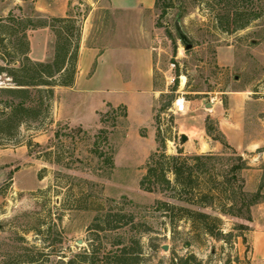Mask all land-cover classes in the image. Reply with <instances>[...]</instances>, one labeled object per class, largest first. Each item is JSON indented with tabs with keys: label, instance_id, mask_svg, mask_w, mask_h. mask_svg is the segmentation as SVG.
Instances as JSON below:
<instances>
[{
	"label": "rangeland",
	"instance_id": "374dc122",
	"mask_svg": "<svg viewBox=\"0 0 264 264\" xmlns=\"http://www.w3.org/2000/svg\"><path fill=\"white\" fill-rule=\"evenodd\" d=\"M36 1L0 0V19H8L10 12L17 17L34 14ZM202 2L160 0L156 27L163 39L159 41L158 67L168 71L170 63L177 61V71L187 78V90L195 92L186 98L199 100L196 111L174 115L173 126L177 123L181 134L199 137L189 139L199 153L185 155H217L216 165L228 172L240 160L225 144L217 121L206 115L201 100L223 98L220 91L249 83L264 86V14L246 33L241 29L228 34L214 27ZM254 3L262 7L264 0ZM83 9L79 13L88 12V6ZM97 20L101 22L98 15ZM27 35L33 37L34 33L27 31ZM185 41L192 48L186 49ZM165 81L162 71L157 70L155 84L161 91L155 114L171 99V87ZM11 83L0 76V85ZM70 90H56V115L51 122L23 127L13 141L0 139V264H83L85 255L93 256L97 264H115L123 247L140 252L136 264H171L189 252L203 264H229L234 240L250 228L249 220L234 217L227 223L223 215L224 233H232L226 236L227 241L194 232L185 221H179L173 230L168 217L156 209V202H184L172 198L168 190L148 192L141 188L149 156L160 144L157 142L155 148L150 128L138 129V110L145 107V100L133 107L135 97L128 88H98L89 94ZM102 98L130 102L129 121L126 108L112 105L98 112V121L92 109L100 106ZM41 131L45 133L35 139ZM171 135L165 140L167 153L176 154L174 148L179 149L184 142L172 144ZM31 138L39 144L31 148L22 144ZM215 141L224 146L222 152H209L210 143ZM115 213L126 215L124 221L133 216L134 224L96 230L97 222L103 225L102 218Z\"/></svg>",
	"mask_w": 264,
	"mask_h": 264
},
{
	"label": "trees",
	"instance_id": "16d2710c",
	"mask_svg": "<svg viewBox=\"0 0 264 264\" xmlns=\"http://www.w3.org/2000/svg\"><path fill=\"white\" fill-rule=\"evenodd\" d=\"M159 2L156 1V7ZM202 3V9L207 10L214 20V27L228 34L247 28L264 14V5H255L254 0H203ZM7 18L0 19V76L7 77L12 83L0 85V139L13 141L23 127L28 128L30 124L44 123L46 120L51 122L56 88L73 85L78 68L83 18L79 13L58 17L37 12L25 17H17L10 12ZM43 27H49L54 33V53L50 60L36 61L29 55L27 31ZM173 98L174 93L155 115L156 141L160 144L149 156L140 186L148 192L158 189L171 191L172 198L184 202H156V209L168 217L173 230L179 221H185L194 232L227 241L226 236L232 233H224L222 216L251 220V208L260 199V194H251L244 189L240 171L247 163L236 151L234 153L240 161L228 172L216 165L219 157L211 153L187 156L180 148L176 154L167 153L165 140L172 138L174 117L171 116L161 130V113L171 105ZM22 144L31 148L39 143L31 138ZM124 218L126 215L122 213L107 214L102 218L104 224L99 221L95 228L113 230L134 224L133 216L125 221ZM138 254L139 251H129L123 247L122 254L115 256V264H136ZM83 258V264L98 263L91 255ZM30 260L35 261L34 257ZM171 264L203 263L189 252L174 259Z\"/></svg>",
	"mask_w": 264,
	"mask_h": 264
},
{
	"label": "crops",
	"instance_id": "0c3cea01",
	"mask_svg": "<svg viewBox=\"0 0 264 264\" xmlns=\"http://www.w3.org/2000/svg\"><path fill=\"white\" fill-rule=\"evenodd\" d=\"M156 1L37 0L34 7L35 12L40 14L66 17L79 13L84 10L85 5L88 6L87 13H79L83 20L75 81L71 86H59L56 90L67 88L89 94L98 88L130 89L135 97L133 107L139 100L146 102L145 107L141 105L138 110V129L150 128L149 137L155 138V148L158 146L155 108L161 91L156 88V71H162L164 77L168 73L158 67L159 50L162 49L159 41L163 39V34L156 27ZM97 15L101 22L96 21ZM251 29L248 26L242 33ZM29 31L34 33L33 37H29L30 57L36 61L50 60L55 42L52 30L43 27ZM252 41L255 43L258 39ZM186 86V95L195 93L187 90L188 84ZM220 93L224 95L223 98L207 97L201 103L206 115L217 121L218 129L228 147L246 160L247 166L240 171L245 190L260 193V199L251 208L252 219L248 222L250 228L234 240L232 252L236 258L232 256L235 259L232 258L229 264H264V86L249 83L236 89H224ZM198 101L187 98V111H196ZM55 104L56 99L53 105ZM111 105L125 107L129 121L132 110L130 102H113L110 98H102L100 106L93 107L92 110L98 118V112ZM53 115L55 118V111ZM175 125L174 128L181 134L177 123ZM198 130L204 131L200 128ZM43 133L45 132L38 133L35 139ZM187 136L188 140L180 145V149L184 154L199 153L200 150L189 143L199 137ZM174 149L173 153H177L178 149ZM223 150L224 146L218 141L210 143L209 152ZM223 218L227 223L235 219L226 215Z\"/></svg>",
	"mask_w": 264,
	"mask_h": 264
},
{
	"label": "built area",
	"instance_id": "2783aa9c",
	"mask_svg": "<svg viewBox=\"0 0 264 264\" xmlns=\"http://www.w3.org/2000/svg\"><path fill=\"white\" fill-rule=\"evenodd\" d=\"M177 61H172L168 68V73L165 74V80L167 86L171 87V92L174 93V98L171 102V105L161 113L162 123L160 129L163 130L167 125L169 118L176 114H183L187 111V98L186 90L187 78L183 75L182 71H177ZM185 77L184 83H182V78ZM173 131V141H170L172 144L176 143V140H180V134L172 125Z\"/></svg>",
	"mask_w": 264,
	"mask_h": 264
},
{
	"label": "water",
	"instance_id": "95a60500",
	"mask_svg": "<svg viewBox=\"0 0 264 264\" xmlns=\"http://www.w3.org/2000/svg\"><path fill=\"white\" fill-rule=\"evenodd\" d=\"M185 47L186 49H190L192 48V44L188 43L185 41ZM188 140V136L185 135V134H180V141L183 143V142H186ZM2 225L0 224V229H1ZM165 249H168V245H165L164 247Z\"/></svg>",
	"mask_w": 264,
	"mask_h": 264
}]
</instances>
